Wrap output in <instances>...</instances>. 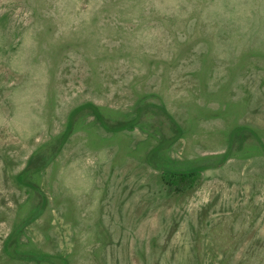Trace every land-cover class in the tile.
Here are the masks:
<instances>
[{"label": "rangeland", "instance_id": "obj_1", "mask_svg": "<svg viewBox=\"0 0 264 264\" xmlns=\"http://www.w3.org/2000/svg\"><path fill=\"white\" fill-rule=\"evenodd\" d=\"M0 264H264V0H0Z\"/></svg>", "mask_w": 264, "mask_h": 264}, {"label": "trees", "instance_id": "obj_2", "mask_svg": "<svg viewBox=\"0 0 264 264\" xmlns=\"http://www.w3.org/2000/svg\"><path fill=\"white\" fill-rule=\"evenodd\" d=\"M200 167L189 168V169H170V168H162L163 178L168 184H172L175 186H183L186 185L187 189L194 187L201 175ZM27 174L25 172L21 176V180L24 179V176Z\"/></svg>", "mask_w": 264, "mask_h": 264}]
</instances>
